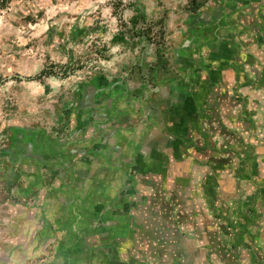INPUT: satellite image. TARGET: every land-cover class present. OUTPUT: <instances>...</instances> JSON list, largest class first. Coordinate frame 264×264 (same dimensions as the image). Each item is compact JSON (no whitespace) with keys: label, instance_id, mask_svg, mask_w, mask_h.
Segmentation results:
<instances>
[{"label":"rangeland","instance_id":"obj_1","mask_svg":"<svg viewBox=\"0 0 264 264\" xmlns=\"http://www.w3.org/2000/svg\"><path fill=\"white\" fill-rule=\"evenodd\" d=\"M0 76V264H24L48 144L70 142L77 121H140L173 86L192 164L199 120L221 138L206 181L222 191L209 208L223 238L207 258L264 264V0H15L0 11Z\"/></svg>","mask_w":264,"mask_h":264},{"label":"crops","instance_id":"obj_2","mask_svg":"<svg viewBox=\"0 0 264 264\" xmlns=\"http://www.w3.org/2000/svg\"><path fill=\"white\" fill-rule=\"evenodd\" d=\"M166 90L163 103L142 104L140 121H77L70 142L48 144L37 161L47 179L29 210L24 264H216L207 255L214 259L223 227L209 207L222 204V191L206 176L221 164V138L213 132L210 144L209 121L199 120L194 142L203 147L192 164L185 145L193 138L174 114L185 108L173 102L183 92Z\"/></svg>","mask_w":264,"mask_h":264},{"label":"trees","instance_id":"obj_3","mask_svg":"<svg viewBox=\"0 0 264 264\" xmlns=\"http://www.w3.org/2000/svg\"><path fill=\"white\" fill-rule=\"evenodd\" d=\"M14 1L15 0H0V11L7 9ZM196 10H197V8H194L193 9V12H195ZM163 39H164V34H163ZM160 47L161 46H159L157 48V53H156V55H157L158 58H160V51H161L160 50L161 49ZM41 75H45V73H43ZM2 80H3V78L0 76V84H1Z\"/></svg>","mask_w":264,"mask_h":264},{"label":"water","instance_id":"obj_4","mask_svg":"<svg viewBox=\"0 0 264 264\" xmlns=\"http://www.w3.org/2000/svg\"><path fill=\"white\" fill-rule=\"evenodd\" d=\"M12 78H18V79H31V78H23L21 75H15V76H10V77H7L6 79H12Z\"/></svg>","mask_w":264,"mask_h":264}]
</instances>
